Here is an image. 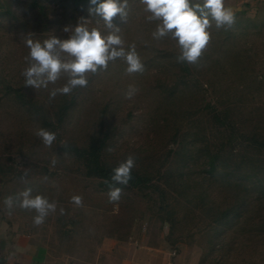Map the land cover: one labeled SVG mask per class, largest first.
<instances>
[{
  "label": "rangeland",
  "instance_id": "1",
  "mask_svg": "<svg viewBox=\"0 0 264 264\" xmlns=\"http://www.w3.org/2000/svg\"><path fill=\"white\" fill-rule=\"evenodd\" d=\"M224 2L234 25L210 21L192 65L128 0L126 22L114 23L143 73L117 58L86 74V87L50 98L70 77L26 86L27 41L67 40L82 20L110 30L90 0H0V264H264V0ZM130 86L138 91L126 99ZM41 128L56 134L51 146ZM130 154L145 182L97 173ZM110 186L122 188L119 201L109 202ZM28 188L56 203L39 226L35 210L4 203Z\"/></svg>",
  "mask_w": 264,
  "mask_h": 264
},
{
  "label": "clouds",
  "instance_id": "2",
  "mask_svg": "<svg viewBox=\"0 0 264 264\" xmlns=\"http://www.w3.org/2000/svg\"><path fill=\"white\" fill-rule=\"evenodd\" d=\"M145 6L144 11L150 13L148 21H158L152 36L156 40L169 37L177 41L180 48V55L177 62H187L198 65L203 50L210 40V21H214L217 28L232 27L235 23V14L231 9L225 7L224 0H199L193 3L192 0H140ZM89 12H94L101 17L104 25L110 30L109 34H102L97 28L86 26L87 21L82 20L75 27L73 35L64 41L51 38L43 42L27 41L30 49V58L35 61L30 67L24 70L26 86L33 88H47L49 83H55L61 72L67 73L69 79L67 83L59 89L50 92V98H54L57 93L69 94L77 87H86L88 84V73L96 74L100 70H106L109 62L117 58L124 59L127 68L126 72L143 73L144 65L135 50L131 46L129 51H125L123 40L120 36V27L114 23L118 18L121 22H126L128 12V0H90ZM65 31H68L66 28ZM67 53L74 59L69 62H62L56 49ZM138 89L130 86L125 93L126 99H131ZM43 143L51 146L56 140V134L46 129H39L36 133ZM135 166V157L129 155L124 162L113 169L112 181L116 184L127 186L131 180V170ZM27 175V173H25ZM122 195L121 187H111L108 191L109 202L119 201ZM19 203L22 209L35 210L34 225L39 226L44 223L50 212L56 211V203L49 202L46 198L37 195L32 196V189L28 188L21 192L18 197L11 196L5 198V206L11 211L14 203ZM72 201L76 205L82 204V197L73 196ZM63 214V209H61Z\"/></svg>",
  "mask_w": 264,
  "mask_h": 264
},
{
  "label": "trees",
  "instance_id": "3",
  "mask_svg": "<svg viewBox=\"0 0 264 264\" xmlns=\"http://www.w3.org/2000/svg\"><path fill=\"white\" fill-rule=\"evenodd\" d=\"M96 163V161H95ZM96 166V170H97V173L102 176L103 178L107 179V180H110L112 181V175H113V171H110V170H107V169H104L103 167H100L98 164H95ZM131 180L129 181V185H136V184H140V183H143L145 182V180L135 176V175H132L131 174ZM114 182V181H113ZM120 186V185H119Z\"/></svg>",
  "mask_w": 264,
  "mask_h": 264
}]
</instances>
